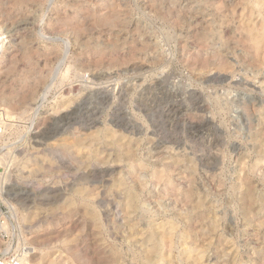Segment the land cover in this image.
Wrapping results in <instances>:
<instances>
[{
  "label": "rangeland",
  "instance_id": "1",
  "mask_svg": "<svg viewBox=\"0 0 264 264\" xmlns=\"http://www.w3.org/2000/svg\"><path fill=\"white\" fill-rule=\"evenodd\" d=\"M254 2L0 0V252L142 264L172 222L170 264H193L182 233L201 264H264Z\"/></svg>",
  "mask_w": 264,
  "mask_h": 264
},
{
  "label": "bare ground",
  "instance_id": "2",
  "mask_svg": "<svg viewBox=\"0 0 264 264\" xmlns=\"http://www.w3.org/2000/svg\"><path fill=\"white\" fill-rule=\"evenodd\" d=\"M262 2L261 0H255L254 4H252L254 7H256V9L258 10V12L260 11V9L263 11L264 9V5H263V8H261V3ZM249 3V2H248ZM107 4V3H106ZM241 4V2H240ZM246 5H247V2H246ZM249 5V4H248ZM7 6V5H6ZM247 8V7H246ZM252 12L249 13L250 16H252L253 14V11H254V8L250 9ZM83 11V10H82ZM116 11V10H115ZM85 13V12H84ZM256 13V12H255ZM263 13V12H262ZM83 14V13H82ZM113 14V13H112ZM111 14V15H112ZM259 14V13H258ZM110 15V16H111ZM255 15V14H254ZM260 15V14H259ZM257 15V16H259ZM109 16V17H110ZM113 17H114V14H113ZM247 17V15H246ZM104 17L101 16V19H103ZM107 18V17H106ZM251 18V17H250ZM11 19V18H10ZM116 19V18H115ZM113 19V20H115ZM238 19V18H237ZM264 19V17H263ZM263 19L261 21H263ZM12 20V19H11ZM108 20V19H107ZM102 21V20H101ZM110 21V19H109ZM105 22V21H103ZM111 22V21H110ZM246 22H248V19L246 20ZM22 23V22H20ZM112 23V22H111ZM115 23V22H114ZM244 23V22H243ZM106 24V22H105ZM246 24V23H245ZM251 24V23H250ZM249 23L243 28L244 31L247 32V40H248V43H249V48L252 49V52L254 54V56L257 58H262L264 60V28L262 29H259L257 26V28L251 26ZM261 26V24H260ZM264 26V25H263ZM240 27V25H239ZM257 29V30H256ZM245 34V33H244ZM2 35V34H1ZM3 36V35H2ZM4 40V39H3ZM246 40V39H245ZM246 40V41H247ZM2 42V41H1ZM242 42V41H241ZM4 43V42H3ZM2 45V44H0ZM6 46V45H5ZM248 48V47H247ZM246 48V49H247ZM2 49V48H1ZM249 49V51H250ZM252 55V54H251ZM203 59V58H201ZM256 60V59H255ZM213 63V62H212ZM250 63V62H248ZM203 64V63H202ZM218 65V64H217ZM61 67V65H59ZM58 66V68L56 69V72L55 74L56 75H59L60 74V67ZM225 71V70H224ZM55 77V75H54ZM57 77V76H56ZM95 79V78H94ZM247 82V81H246ZM104 84V83H103ZM238 85V84H237ZM98 86V85H97ZM31 89V88H30ZM259 89V88H258ZM126 90V89H125ZM132 90V89H131ZM251 90V89H250ZM255 91V90H254ZM112 93V92H111ZM261 94H263L261 92ZM125 95V94H124ZM252 97V96H251ZM102 98V97H101ZM93 100V99H92ZM253 102V101H251ZM107 104V103H106ZM100 106V105H99ZM167 106V105H166ZM103 107V106H102ZM36 109V108H35ZM247 109V108H246ZM245 109V110H246ZM71 116V115H70ZM214 116V115H213ZM204 117V116H203ZM138 119V118H137ZM197 121V120H196ZM195 121V122H196ZM201 121V120H200ZM29 122V121H28ZM140 122V121H139ZM246 122V121H245ZM181 123V122H180ZM135 124V123H134ZM141 125V124H140ZM33 125L30 124V128L32 127ZM2 127V126H1ZM135 127V126H134ZM264 128V127H263ZM79 129V128H78ZM29 130V129H28ZM141 130V129H139ZM34 131V130H33ZM129 131V130H128ZM209 131V130H208ZM111 132V131H110ZM109 133V132H107ZM114 133V132H113ZM190 133V132H189ZM196 133V132H195ZM97 135V134H96ZM109 135V134H107ZM106 135V136H107ZM198 135V134H197ZM110 136H114V135H111ZM97 138V137H95ZM96 140V139H95ZM79 141V140H78ZM77 142V141H76ZM75 142V143H76ZM94 142V141H93ZM122 142V141H120ZM119 142V143H120ZM116 143V142H115ZM119 143H116V144H119ZM81 144V142H80ZM121 144V143H120ZM212 144V143H211ZM115 145V144H114ZM122 145V144H121ZM124 146V145H123ZM186 146V145H185ZM119 147V146H118ZM126 147V146H124ZM123 147V148H124ZM187 147V146H186ZM120 148V147H119ZM121 149V148H120ZM125 149V148H124ZM127 149V147H126ZM130 151V150H129ZM133 151V150H132ZM126 151L124 150V153ZM128 152V151H127ZM122 153V152H121ZM87 157V156H86ZM87 159V158H86ZM118 161V160H117ZM177 162V161H176ZM99 165V164H98ZM134 166V165H133ZM210 170V169H209ZM134 174V173H133ZM243 186V185H241ZM245 188V187H244ZM45 192V191H44ZM25 193V192H24ZM54 194V193H53ZM128 203L131 205L133 202H134V196L132 193H129L128 197ZM247 199L249 202L253 203V197L252 195L248 194L247 195ZM185 200V199H184ZM203 201V200H202ZM43 203V202H42ZM84 203V202H83ZM199 203V204H198ZM196 206V208L198 209V211H200L201 207H203V204L198 202ZM186 204V203H185ZM248 204V202H247ZM193 205V204H192ZM210 207V206H209ZM129 208V207H128ZM138 208V207H137ZM191 211V210H190ZM125 212V211H124ZM127 214V213H126ZM90 215V214H89ZM204 216V215H203ZM206 216V215H205ZM91 217V216H90ZM197 217L201 218V214L200 216L197 215ZM206 219V218H205ZM191 221V220H190ZM200 221L202 222V219H200ZM209 222V221H208ZM132 223V222H131ZM213 223V222H212ZM215 224V223H214ZM134 226V225H133ZM211 226H215L216 225H213L211 224ZM209 227V226H208ZM215 227H213L212 230L215 229ZM192 228V227H191ZM217 228V227H216ZM193 229V228H192ZM195 229V228H194ZM209 230H211L209 228ZM189 231V229H188ZM187 231V232H188ZM181 233V232H180ZM186 233V232H185ZM177 234V229L175 227V224L172 223V222H169V223H163V224H156V225H152L148 231V233L145 235V242L147 243V247L144 249L145 250V255H144V259H143V263L142 264H170L169 263V255L163 253V249L166 248V247H170L172 242H173V239H174V236ZM133 235V234H132ZM206 236V235H205ZM138 238V237H136ZM179 238H180V246H182V251H183V254H184V257L185 260L187 261H190L191 263L193 264H201V260L203 258V255L201 253V251L199 250H196V249H192L190 246H188L186 244V240H187V235L186 234H181L179 235ZM194 243V242H193ZM143 246V245H142ZM145 247V246H143ZM141 248V247H140ZM172 248V247H171ZM167 249V248H166ZM200 249V248H198ZM140 250V249H139ZM169 249H167L168 251ZM165 251V252H167ZM170 252V251H169ZM168 253V252H167ZM25 258V259H24ZM24 260L27 261L26 257L24 256ZM119 260V259H118Z\"/></svg>",
  "mask_w": 264,
  "mask_h": 264
},
{
  "label": "built area",
  "instance_id": "3",
  "mask_svg": "<svg viewBox=\"0 0 264 264\" xmlns=\"http://www.w3.org/2000/svg\"><path fill=\"white\" fill-rule=\"evenodd\" d=\"M24 255H17L13 253L9 248H4L0 252V264H27V261L23 259Z\"/></svg>",
  "mask_w": 264,
  "mask_h": 264
}]
</instances>
